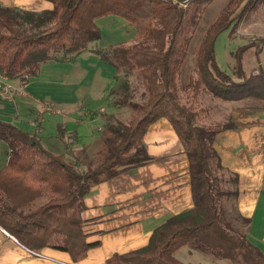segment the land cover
<instances>
[{"label": "trees", "instance_id": "obj_1", "mask_svg": "<svg viewBox=\"0 0 264 264\" xmlns=\"http://www.w3.org/2000/svg\"><path fill=\"white\" fill-rule=\"evenodd\" d=\"M46 1L52 10L0 6V73L25 85L46 65L76 64L84 54L96 55L116 71L111 105L129 109L131 117L124 122L103 114L95 157L77 156L72 162L45 147L40 130L31 133L0 120L8 158L0 172V227L32 252L53 248L75 261L84 259L98 245L87 243L83 231L86 196L153 162L144 138L150 126L167 119L189 159L194 207L157 228L146 247L114 255L107 264H184L176 257L183 248L232 264H264V253L247 238L250 220L231 206L239 197V178L223 166L214 147L219 132L236 126L200 125L197 111L202 94L225 102L250 99L254 107L264 108V72L249 75L243 67L255 45L237 53L239 81L221 70L215 51L220 34L231 26L235 33L264 0H230L195 47L192 36L217 0ZM110 16L125 19L136 30L132 44L100 46L103 33L97 22ZM191 53L193 73L184 77ZM138 89L143 102L136 101ZM57 129L60 140L70 135L64 124Z\"/></svg>", "mask_w": 264, "mask_h": 264}, {"label": "crops", "instance_id": "obj_2", "mask_svg": "<svg viewBox=\"0 0 264 264\" xmlns=\"http://www.w3.org/2000/svg\"><path fill=\"white\" fill-rule=\"evenodd\" d=\"M0 6L27 11L53 9L46 0H0ZM122 19L110 16L106 22H98L103 27L101 47L115 46L122 34L136 39V30ZM115 73L114 67L98 56L84 54L76 64L42 67L39 76L25 85L9 80L16 93L9 97L0 95V120L17 126L25 124L31 133L40 130L49 150L45 143L47 128L54 121V127L64 124L69 134L83 137L98 117L102 118L104 108L100 113L91 110L100 107L107 88H112ZM100 79L104 83L97 88ZM226 104L231 107L224 122H232L236 128L219 132L214 147L223 166L239 178V197L231 206L240 217L250 220L247 238L264 253V108L235 101ZM77 106L80 107L68 112L61 110ZM144 142L153 162L94 187L86 196V209L81 215L83 231L87 243L98 245L84 259L75 261L68 252L53 248L32 252L0 227V264H107L114 255L146 247L157 228L192 209L189 159L172 124L167 119L157 121L149 127ZM6 151L0 141V172L8 163ZM199 253L183 248L176 257L184 264L214 261L212 255Z\"/></svg>", "mask_w": 264, "mask_h": 264}, {"label": "rangeland", "instance_id": "obj_3", "mask_svg": "<svg viewBox=\"0 0 264 264\" xmlns=\"http://www.w3.org/2000/svg\"><path fill=\"white\" fill-rule=\"evenodd\" d=\"M229 1L230 0H217L208 9V11L205 13V15L202 18L200 26L198 27V29L195 31V33L192 36L193 47H195L199 43L200 39L202 38L205 31L207 30V27L216 18V16L221 12V10L227 5ZM109 18L110 17L100 19L98 20V22L100 21L106 22L107 19ZM98 22H97V25H98ZM111 25H112V22L109 23V26ZM232 30H233V26H231L229 29L222 32L216 41V45H215L216 60L221 70L231 75V77L234 80L239 81V79L237 78V69H236L237 68V53L241 47L245 45H249V44H254L255 46L251 50L247 51L246 55L243 58L244 70L249 75L256 71L264 72V40H263L264 39V5H262L249 18H247L239 26V28L236 30L235 33H233ZM126 33L128 34V36L130 35L128 31H126ZM134 41H135V36L127 38L125 34H122L120 40H118V43H116L115 46H118L121 44H132ZM107 42H111V41H107ZM193 60H194V57L191 53V55L189 56L186 62L185 69L183 71L184 77L192 75L193 64H194ZM101 81L103 80L102 79L98 80L97 85H96L97 88L102 87L104 82H101ZM131 83L133 87H136L137 81L135 78L131 79ZM116 84L117 83L114 80L111 87L113 88ZM112 88H109V87L107 88L108 93L104 95L102 99L103 101L100 103L101 104L100 107L98 109L91 110V111L93 112L96 111L97 113L98 112L100 113V110L104 108V112H103L104 115L105 114H115L120 120L124 122H128L131 117V111L129 109L119 110L111 105L109 93ZM15 93H16L15 88L12 86V90L10 94L14 95ZM142 93L143 91L141 89H138L135 92L136 101L138 102L144 101ZM0 95L7 97L1 93ZM235 102H239V103H242V105L244 106H250V107L252 106L254 107V105L256 104L250 99L248 101L242 100V101H235ZM226 103L228 102L215 99L210 94H202L198 102V106H197L200 125L203 124V125H207L208 127L212 129H216L220 125L225 124L224 120L227 117L226 115L230 112V107H231V104H226ZM78 107L80 106H77L75 108L69 107V109H61V110L68 112L69 110L71 111ZM51 109L50 111L52 112L54 109L53 110ZM98 115L99 114H95V116H98ZM25 123H28V122H25ZM29 124L31 126V122H29ZM54 124H55V121L53 124L51 123L49 127L47 128L46 141H45L46 145L50 148L51 151L57 154L64 155L65 158L71 162L75 161L77 159V156H80V157L85 156L89 158L95 157L96 150H97L96 148H97L98 137L101 134L103 126H104L103 118L98 117V121L89 127L87 134L84 135L83 137H78V135L76 134L74 135V133H71L68 137L66 136L64 140H60L58 138V129L57 127L53 126ZM19 127L22 128L23 130L30 132L29 128L25 126V124ZM34 128H36L35 125H34ZM81 138H83V141L81 140ZM231 188L233 187L231 186ZM234 217H236L235 214H234ZM198 257H201V256H198ZM219 261L220 260H216V258H214V261H212V263H209V264H220ZM205 264H208V263H205Z\"/></svg>", "mask_w": 264, "mask_h": 264}, {"label": "built area", "instance_id": "obj_4", "mask_svg": "<svg viewBox=\"0 0 264 264\" xmlns=\"http://www.w3.org/2000/svg\"><path fill=\"white\" fill-rule=\"evenodd\" d=\"M11 90H12V85L10 84L9 79L0 73V93L9 97L11 96L10 94ZM5 233L7 234L6 231Z\"/></svg>", "mask_w": 264, "mask_h": 264}]
</instances>
